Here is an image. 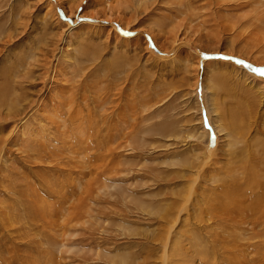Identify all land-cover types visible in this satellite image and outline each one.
I'll return each instance as SVG.
<instances>
[{
    "label": "rangeland",
    "instance_id": "1",
    "mask_svg": "<svg viewBox=\"0 0 264 264\" xmlns=\"http://www.w3.org/2000/svg\"><path fill=\"white\" fill-rule=\"evenodd\" d=\"M261 72L264 0H0V264H264Z\"/></svg>",
    "mask_w": 264,
    "mask_h": 264
},
{
    "label": "bare ground",
    "instance_id": "2",
    "mask_svg": "<svg viewBox=\"0 0 264 264\" xmlns=\"http://www.w3.org/2000/svg\"><path fill=\"white\" fill-rule=\"evenodd\" d=\"M158 48V47H157ZM4 76V75H3ZM1 88H0V90L2 89V88H5V87H3V86H0ZM1 92L2 93H4L5 92V89H2L1 90ZM244 94L249 98V100H247V102H249L250 101V103H251V101H253V100H250V97L252 98L253 96L252 95H250V92H244ZM251 94H253V92L251 93ZM242 97V96H241ZM244 97V96H243ZM3 99H4V96L3 95H0V102H3ZM252 99H254V98H252ZM255 101V100H254ZM254 101H253V103H254ZM5 102H7V101H5ZM14 102V101H13ZM8 104V103H7ZM240 105H239V103H236V104H234V105H232V106H230L231 108H236V107H239ZM223 117L224 118H229V116H231V114H233L232 112H230L229 110H227V109H224L223 110ZM240 116V115H239ZM239 118V117H238ZM237 120L236 119H231V120H229V123L228 124H226L225 125V127H223V130H221L220 128H218V126L217 125H215V128H216V131H217V133H219L218 134V136L220 137L221 135H223L224 134V131H227V129H229V132L227 131L226 133L228 134V133H237V130H236V125H237V128L239 129L240 128V126L238 125V123L236 122ZM208 123H206V125H207ZM188 126H189V123H188ZM194 126V125H193ZM196 126V125H195ZM164 128H166L165 129V131H168V129H167V127L166 126H164ZM190 128V127H189ZM258 129V128H257ZM256 129V130H257ZM191 130V129H190ZM207 130V129H206ZM260 130V129H259ZM223 133V134H222ZM206 136V134L205 135H202L201 137H205ZM189 137H194V138H196L197 136L195 135V136H189ZM206 137H210V135H209V132H208V135L206 136ZM191 139V138H190ZM193 139V138H192ZM197 139V138H196ZM198 140H199V138H198ZM202 142V141H201ZM199 144V143H198ZM235 145H237V144H234V147H235ZM198 146H203L202 144L200 145H198ZM209 146H207V148H208ZM209 154V151L208 152H206V150L204 151V152H202L201 153V155H200V158H198V159H190L189 158V161H186V164H179V163H175V164H177L178 166L180 165V167H182L183 169L182 170H184L185 169V167L184 166H186L187 168L189 167V168H192V167H194V166H197L198 165V162H200L201 163V168L202 169H199V172H200V178L199 177H197V179L196 180H205V178H206V164L204 163L205 161L204 160H201V156L202 157H205V156H207ZM233 155L235 156L236 155V151H234L233 152ZM263 156V155H262ZM259 157L258 159H257V161L256 162H254V163H252V164H250V165H248L247 167L246 166H239V168L240 169H242L243 170V172L244 173H246L245 175H243V176H241V174L240 173H238L237 174V172H235V177L233 178V181H232V183H230L231 182V180L230 179H224V182L221 184V186H217V187H214V188H211V189H209L208 191H207V189L205 190V191H207L208 193H206V197H208L207 198V200H209L210 199V201H212V200H216V197L218 198L219 197V199L221 200L222 199V204H224V206H226L225 208H228L229 210L233 207V205L234 204H236L238 201H239V196L241 195V196H243V197H245V200H251L253 197H254V192H251V190L250 189H256V186L258 185L257 183H259L260 184V182H262V177H261V175L259 174V173H257L256 172V169L258 168V167H260V162L264 165V157ZM204 161V162H203ZM175 164H173V165H175ZM264 167V166H263ZM168 169H170V168H167L166 170H168ZM264 169V168H263ZM165 170V171H166ZM203 170H205L204 171V173L202 172ZM236 171V170H235ZM227 176V175H226ZM178 181V179H174V181ZM166 182V181H165ZM183 182V181H182ZM201 182V181H200ZM204 188V187H203ZM258 189V188H257ZM260 190V189H259ZM253 191V190H252ZM256 192V191H255ZM48 193V192H47ZM204 193V192H203ZM263 194H264V192H263ZM58 196V195H57ZM212 199V200H211ZM241 201V200H240ZM242 201H243V199H242ZM213 202V201H212ZM210 203V202H209ZM241 203V202H240ZM144 205V204H143ZM142 205V206H143ZM243 205H244V203H243ZM203 207V206H202ZM218 207V206H217ZM236 207V206H235ZM239 207V206H238ZM254 207L255 208H259V205H258V203H255L254 204ZM215 209V208H214ZM144 210H145V208H144ZM146 210H147V207H146ZM163 212V214L164 215H167L168 214V210H166V209H161ZM212 210V209H211ZM225 210V209H224ZM165 211H166V214H165ZM170 211H171V209H170ZM232 212V211H231ZM234 212V211H233ZM227 213V212H226ZM163 221V220H162ZM166 246H167V244H166Z\"/></svg>",
    "mask_w": 264,
    "mask_h": 264
},
{
    "label": "snow or ice",
    "instance_id": "3",
    "mask_svg": "<svg viewBox=\"0 0 264 264\" xmlns=\"http://www.w3.org/2000/svg\"><path fill=\"white\" fill-rule=\"evenodd\" d=\"M254 70H255V71H260V70H258V69H254ZM261 74L264 75V72H261Z\"/></svg>",
    "mask_w": 264,
    "mask_h": 264
}]
</instances>
